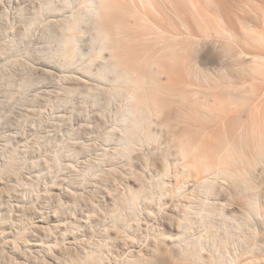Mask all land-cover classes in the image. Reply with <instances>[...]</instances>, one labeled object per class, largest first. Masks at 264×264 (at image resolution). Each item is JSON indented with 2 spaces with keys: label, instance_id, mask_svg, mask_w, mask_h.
Masks as SVG:
<instances>
[{
  "label": "rangeland",
  "instance_id": "obj_1",
  "mask_svg": "<svg viewBox=\"0 0 264 264\" xmlns=\"http://www.w3.org/2000/svg\"><path fill=\"white\" fill-rule=\"evenodd\" d=\"M89 1L0 0V264H264V0Z\"/></svg>",
  "mask_w": 264,
  "mask_h": 264
},
{
  "label": "bare ground",
  "instance_id": "obj_2",
  "mask_svg": "<svg viewBox=\"0 0 264 264\" xmlns=\"http://www.w3.org/2000/svg\"><path fill=\"white\" fill-rule=\"evenodd\" d=\"M96 1V0H95ZM94 0H90L89 1V5H88V8H87V12H89V10H91V11H93V13H94V15L95 16H97V17H99V18H101L102 17V15L103 14H105L104 16H107V14H106V12H105V10L108 8V7H111V6H113V3H111V1L110 0H98L99 2L97 3V2H95ZM208 1V0H207ZM193 5H195V4H193ZM195 10L196 9H198L197 8V6L195 5V7H193ZM261 9H262V15L264 16V5L261 7ZM87 14H84V15H81V14H78V13H75V14H72V18H71V21L69 22V24H68V28H70V29H74V28H76V27H78L79 26V24H80V21H82L84 18H85V16H86ZM103 16V17H104ZM250 28V27H249ZM250 30H251V28H250ZM112 35H113V33H111ZM111 34L107 31V33H105V34H103L101 37L103 38V39H107V40H110V41H114V42H116L115 41V38H114V40L112 39V36H111ZM165 35L166 36H164V38H166L167 37V34L165 33ZM97 37V36H96ZM95 37V38H96ZM114 37V36H113ZM168 38V37H167ZM69 41L72 43V44H76L77 43V39H76V34L75 33H73L72 35H71V37L69 38ZM114 42H111V44L112 45H110V50H111V56H112V58H116V56L117 55H121V54H118V52H117V54L115 53L116 51V45H115V43ZM169 44L170 43H166L165 45L168 47L166 50V52L167 53H171V54H173L175 57H179L178 56V53H181V54H188L189 55V53L190 52H186L185 51V48H183V47H177V46H174V45H171V46H169ZM164 48H165V46H163ZM162 47V48H163ZM104 48V47H103ZM163 50V49H162ZM169 50V51H168ZM161 52V51H160ZM165 49L162 51V54H163V56L165 55ZM193 52V51H192ZM166 53V54H167ZM192 55V54H191ZM190 55V56H191ZM171 56V55H170ZM254 56V55H253ZM252 56V57H253ZM256 56L257 55H255L253 58H251V60H250V66H252L254 69H259V68H261V67H263L264 68V57L263 56H258L257 58H256ZM123 58V57H122ZM179 58H181L182 59V57H179ZM178 58V59H179ZM118 58H116L115 60H117ZM177 59V58H176ZM118 62H113V66H114V72H116V73H124V74H126L127 76H130V77H135V82H141L140 80H138L137 81V79H141V80H143V81H146L147 80V72L146 71H143V70H141V67H137L136 65H134V64H132V63H134V62H132V61H127V60H121V59H119V60H117ZM136 64V63H135ZM138 68V69H137ZM151 68V67H150ZM140 69V70H139ZM142 71V72H141ZM105 76H103L102 75V78H104ZM138 77V78H137ZM137 78V79H136ZM142 81V82H143ZM148 81V80H147ZM112 86H115V85H112ZM114 89V88H113ZM118 91V92H120V89L117 87L116 89H114V91ZM132 94V93H131ZM129 96H131V95H129ZM222 102L224 103V101H221V105H222ZM223 106V105H222ZM130 114H131V111L130 110H126L125 111V120L126 121H128L129 119H130ZM130 140L131 139H128V138H126V139H124V142L127 144V145H130V144H128L129 142H130ZM130 143H132V142H130ZM232 171H234V169H232V168H230ZM219 171H221V170H219ZM233 173V172H232ZM238 173V172H237ZM221 174V173H220ZM239 174V173H238ZM237 176H239V175H237ZM241 176V175H240ZM217 177L218 176H209L205 181H207L209 184H214V183H216L217 182ZM219 181V180H218ZM206 202V201H205ZM206 203H208V202H206ZM213 203V202H212ZM215 204H217V203H215ZM215 204H213V205H215ZM221 207V206H220ZM215 209H216V206L214 207ZM219 209V208H218ZM261 215V214H260ZM254 217H256V216H254ZM253 220V219H252ZM250 221V222H252V223H250L249 221H248V223L251 225V228H253V229H255V228H257L256 227V223H254V220L253 221ZM231 222V221H230ZM249 225V226H250ZM250 228V227H249ZM184 252V251H183ZM184 253H186V252H184ZM179 254H181V253H179ZM199 255V254H198ZM223 256V255H222ZM199 257H201V256H199ZM220 257V256H219Z\"/></svg>",
  "mask_w": 264,
  "mask_h": 264
}]
</instances>
